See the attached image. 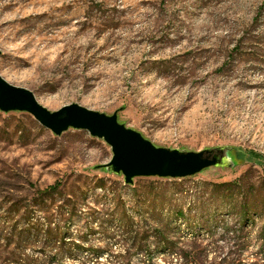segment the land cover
<instances>
[{"label":"rangeland","instance_id":"1","mask_svg":"<svg viewBox=\"0 0 264 264\" xmlns=\"http://www.w3.org/2000/svg\"><path fill=\"white\" fill-rule=\"evenodd\" d=\"M0 51V74L52 111H118L159 146L223 147L237 162L130 185L95 168L113 156L104 139L77 129L58 136L28 112L0 110V215L18 206L19 220L36 198L37 220L64 224L71 199L67 238L84 244H10L0 227V264H18L10 259L24 248L53 264L116 255L184 264L189 251L207 264H264V0H0ZM56 182L63 195L38 199ZM245 201L250 216L240 222ZM163 236L175 247L158 248Z\"/></svg>","mask_w":264,"mask_h":264},{"label":"water","instance_id":"2","mask_svg":"<svg viewBox=\"0 0 264 264\" xmlns=\"http://www.w3.org/2000/svg\"><path fill=\"white\" fill-rule=\"evenodd\" d=\"M0 110L28 112L58 136L77 129L104 139L112 147L113 156L109 162L95 168L123 175L125 183L130 185L137 177L185 178L212 166L237 163L223 147L195 151L159 146L141 131L120 121L118 111L107 114L79 103L52 111L38 100L34 91L10 83L1 74Z\"/></svg>","mask_w":264,"mask_h":264},{"label":"trees","instance_id":"3","mask_svg":"<svg viewBox=\"0 0 264 264\" xmlns=\"http://www.w3.org/2000/svg\"><path fill=\"white\" fill-rule=\"evenodd\" d=\"M100 187L105 188L104 184H100ZM63 190L61 188V183L56 182L55 184H52L46 188L38 189L37 190V196L38 199L40 197H54L55 195H63ZM32 200V203L29 204V206H32V208H29L28 206L25 207V209L22 211V215L19 216V220H16L17 215L16 214L20 210V208L11 206L8 209V212H4V214L0 215V218L2 219V223L0 224L1 230L3 232V237L6 238L7 242L10 244L16 243L18 241L19 244H33L37 243L39 241H43L45 244H52L53 246H57L62 252H76L84 249V244H81L80 242H77V240L67 238L68 232L70 230V225L72 222H74V216H75V209H76V202L72 201L71 199H68L67 202L64 204L65 207L63 209H60L61 214V223H56L54 226L52 225L51 221H48L46 224L41 223L39 220H37L34 217L35 207L40 206V202L36 200V198ZM42 203V202H41ZM245 206L240 210V222H246L248 217L250 216L251 208L248 205L249 202H244ZM39 205V206H38ZM118 207L120 206L119 203H117ZM17 208V209H16ZM22 210V209H21ZM20 210V211H21ZM126 213V210H125ZM125 223L127 228L133 229L135 226V222L131 216H128L126 214L125 216ZM12 221L14 223H12ZM225 225V230L228 232L230 228L229 226ZM92 229H90L89 225L86 227V229L83 231V234L90 233ZM147 232V231H146ZM87 237V236H85ZM163 241H160V243L157 244L158 248H166V245L169 246V248L175 247V242L172 240H166V238L163 236ZM146 241V239H145ZM146 242L140 243V248L144 247V244ZM27 248H24V251H20L19 258H11V262H17L18 264H53L55 261L53 260H42L39 257H35L34 255L30 256L26 253ZM90 251L101 253L104 252V249L102 248H89ZM194 253V254H193ZM184 259V264H207L205 261V257H202V253L197 251L188 252L186 254H183L181 256ZM100 262V260H97ZM57 264H64L63 260L56 258ZM226 264L235 262H227L224 261ZM81 264H91L88 260H83ZM108 264H155L152 259H148L147 262H140L135 263L132 259L126 257L125 255H116L114 257H111Z\"/></svg>","mask_w":264,"mask_h":264}]
</instances>
